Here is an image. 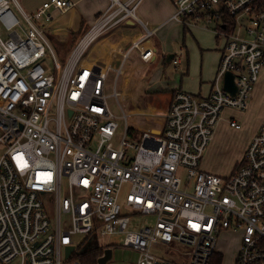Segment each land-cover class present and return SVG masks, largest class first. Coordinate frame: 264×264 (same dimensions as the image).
<instances>
[{
    "label": "built area",
    "instance_id": "built-area-1",
    "mask_svg": "<svg viewBox=\"0 0 264 264\" xmlns=\"http://www.w3.org/2000/svg\"><path fill=\"white\" fill-rule=\"evenodd\" d=\"M173 1V19L214 23L225 45L210 92L201 96L177 89L162 126L141 130L129 123L125 110L117 114L108 103L113 97L122 104L118 69L109 68L112 92L106 94L105 80L97 92L100 77L84 60L101 33L135 17L137 0H112L64 64L19 0H0L4 264H68L82 250L76 235H89L88 244L95 245L98 236L114 233L124 234V244L140 251L137 264H221L216 245L223 230L240 235L234 264H264V120L242 164L230 174L201 166L223 111L246 109L261 76L264 0ZM75 5L46 0L38 14L52 18L51 9ZM50 55L55 72L46 64ZM228 72L234 73L235 93L225 88ZM96 95L106 99L103 110L92 105ZM121 117L126 120L122 130ZM230 124L241 127L236 120ZM136 130L142 133L139 143L128 137ZM49 194L55 203L51 214L45 202ZM129 213L152 214L155 220L131 229ZM70 245L74 248L66 256Z\"/></svg>",
    "mask_w": 264,
    "mask_h": 264
},
{
    "label": "rangeland",
    "instance_id": "rangeland-1",
    "mask_svg": "<svg viewBox=\"0 0 264 264\" xmlns=\"http://www.w3.org/2000/svg\"><path fill=\"white\" fill-rule=\"evenodd\" d=\"M12 6L13 9L21 16L17 6L14 3H12ZM24 8L26 9V7ZM26 10L33 15V22L43 30L50 44L54 48L58 59L62 64H64L71 55L72 49L77 45H75L71 34H66L65 36L64 31L66 30V27L63 28L65 23L57 18H47L44 14H38L37 10ZM227 20L232 21V18L228 17ZM188 21L190 23L194 22L195 24H183L182 26L177 22H171L164 27L161 36L155 35L157 39L160 38L161 45L168 52V54L176 53L178 55H183V62L180 67H177V69L170 61V63L166 62L163 64V71L157 81L158 84L162 86V81H175L177 79L179 82L183 81V90L198 92L200 83H204L203 87H205L208 80L215 78L220 58V52L217 49L222 47L225 38H221V36L215 32L214 23H206L202 20L195 22L194 19L191 18H189ZM24 24L26 27H29L26 22H24ZM140 42L141 40L137 39L133 45L130 46V48L132 46L135 47L136 44ZM165 45L168 47L169 51ZM123 60L124 58L120 59L119 63H116L115 66L120 68L121 61ZM46 64L50 67L52 72L57 70L54 67L51 55L46 60ZM154 71L155 69H151L149 73ZM261 74L260 81L249 100L247 109H227L224 113H222L223 115L216 127L213 141L206 149L202 159V165L205 170L222 175H228L236 168L238 163L240 165L242 164L245 156V149L248 147L249 142L251 141L253 135L257 132L262 122H260L259 126L258 123L260 120H264V68ZM156 76H158V74ZM113 78L114 74L112 72H109L105 78L104 90L106 94H110L113 90ZM174 83H176V81ZM99 85H101V83ZM119 88L121 89L119 92L122 93L121 85H119ZM148 93L154 94V92ZM97 95L101 94L97 93ZM251 99L253 100L252 105H250ZM92 102L99 103L104 106L105 98L103 97L101 100L99 96H97ZM108 103L110 108L115 113L123 114L125 110L129 115L128 119L133 120L131 119L132 116L130 117L129 113L130 104H126V101L120 105L116 98L109 97ZM231 113L233 114L232 116H234L238 122L242 124L241 128H236L230 124L229 118L231 116L229 114ZM125 121L124 117L120 118L122 126L121 130L125 129ZM128 137L133 142L139 143L142 139V133L136 130L129 133ZM4 150L5 147L0 145V155ZM130 152L134 153V149ZM52 196L53 194H49L45 198L50 214L55 212V203L51 198ZM121 201L123 202V198ZM129 214L131 216V229H138L146 224H151L155 220V216L152 214ZM63 218H67V215L64 214ZM89 239V235H76L75 242H83L82 246H80L82 248L80 252H84L93 246L102 248L103 253L105 248H111L112 255L107 260L106 264H137L138 262L140 251L131 246L125 245L124 234L122 233H114L108 236H98L95 245H89ZM239 240V233L234 231L223 230L218 234L216 249L223 255L221 264L235 263ZM79 253H76V255L74 254L70 261L65 262L72 264L75 258L82 261L83 259L77 256ZM0 264L4 263L0 261ZM11 264H18V260L13 261Z\"/></svg>",
    "mask_w": 264,
    "mask_h": 264
},
{
    "label": "crops",
    "instance_id": "crops-1",
    "mask_svg": "<svg viewBox=\"0 0 264 264\" xmlns=\"http://www.w3.org/2000/svg\"><path fill=\"white\" fill-rule=\"evenodd\" d=\"M45 1L46 0H21L20 2L19 0V2L23 7H26V9H28L29 11L37 10V12L38 9L43 4V2ZM73 1L76 2V5L68 9L67 11H58L56 9H51V10L53 11L54 14L52 18L54 19L57 18L58 20H62V22L65 23L63 26V28L66 27L64 34L65 36L66 34H71L72 38L74 39V43L76 45L78 41H80V39L89 32L91 27L95 23H97L100 17L108 10L112 0H73ZM122 1L130 2L131 0H122ZM131 5L132 4H130V6ZM134 11H135V17H130L126 20V22L119 24V26L111 28L110 30L105 31L104 33H101L97 37V39L90 45L86 54L89 53L93 45L100 44L101 46L100 49H98L95 53V55H97V58L99 59H97V61H95L94 64L95 67L100 68L99 70L96 71V74L100 78H102V80H104V77L107 76L110 67L119 69L118 67L115 66V64L116 63L118 64L119 60L122 58H124L123 64L128 65L129 62H131L133 66L135 62H137V64H140L141 67L138 71L131 70L130 72L132 76L137 78V80L134 83V90H132L130 94H127V96L124 97V92L130 81L128 82L127 79H125L124 80L125 85L119 84L121 85L122 88V93L120 92L119 93L123 95V97L120 99L122 101V104L124 101H126V104L128 105L130 104L129 113H130V117L132 116L131 119L133 120L129 119V123L134 128L141 130L157 129L161 127L164 122L165 114L169 108L173 93L177 89H182V85H183V81L179 82L176 79L175 80L176 83H174L175 81H168V80L162 81V86H161L160 84H158L157 79L160 77V74L163 71L164 68L163 64L170 61L175 65L177 69V67H180L183 62L182 60L183 55L181 54L178 55L176 53L168 54V52L161 45L160 38L157 39L155 35L161 36L164 27L171 22H177L182 26L183 24L190 25L195 23L194 22L185 23L172 18L174 13L176 12V6L173 0H137V6L134 9ZM148 30H150L151 32ZM147 34H149L148 37L145 36ZM143 36H145L146 38L143 39ZM137 39L140 40L142 39L141 43H138L135 47L132 46L130 48V46L133 45V43ZM146 42H149L151 46V50L145 49L144 44ZM224 45H225V41L222 47L217 49L220 52L218 65L221 60ZM166 48L169 51L167 46ZM135 49L138 50L139 55L138 54L131 55L132 51H134ZM73 50L74 48L72 49V52ZM128 53L129 55H125ZM176 57L180 58L179 63H175L173 61V59ZM125 58L127 59L126 61ZM151 69H155V71L149 73ZM125 72L127 73L128 70ZM112 73L114 74V72ZM157 74L158 76H156ZM118 75H119V70H118ZM260 78L257 84L259 83ZM212 82L213 79L208 80L206 83L207 85L205 87H203L204 83H200L198 92H193V91L190 92H193L201 96L206 95L211 90ZM257 84L255 85V88ZM100 87L101 85H99V89L97 90V92L101 91ZM148 92H154V94ZM250 102H251L250 105H252L253 100L251 99ZM227 109L235 110L234 108H227ZM229 115L231 116L229 118V122L231 120H236L238 122V120L234 116H232L233 115L232 113ZM260 122H262V120L259 121L258 126L260 125ZM201 166L203 168L202 161H201Z\"/></svg>",
    "mask_w": 264,
    "mask_h": 264
},
{
    "label": "bare ground",
    "instance_id": "bare-ground-1",
    "mask_svg": "<svg viewBox=\"0 0 264 264\" xmlns=\"http://www.w3.org/2000/svg\"><path fill=\"white\" fill-rule=\"evenodd\" d=\"M100 44H98V45H93L92 46V49L89 51V53L88 54H86V56L84 57L85 59V65L87 66V68H88V70L94 75V76H96L97 78L99 77L97 74H96V71L97 70H99L100 68H98V67H95V64H94V62L95 61H97V59H99V58H97V55H95V53H96V51L98 50V49H100ZM144 47H145V49H147V50H151V46H150V44H149V42H146L145 44H144ZM104 54V53H103ZM102 54V55H103ZM132 54H138V50L137 49H135L134 51H132V53H131V55ZM98 55H99V53H98ZM125 55H129V53L128 54H125ZM139 55V54H138ZM101 57V56H100ZM127 59L125 58V61H126ZM140 64H137V62H135L134 63V66H133V64L131 63V62H129V64L127 65V64H123V61H121V67L118 69L119 70V75L117 76V80H118V84H123V85H125V79H127V81L129 82V84H128V86L126 87V90H125V92H124V97H126L127 96V94H130L131 92H132V90H134V83H135V81L137 80V78L136 77H134V76H132L131 74H130V72H131V70H133V71H138L139 69H140ZM128 70V72L126 73L125 71H127ZM129 75H130V77H129ZM105 78H106V76L104 77V80H105ZM104 80H102V78H100V82H101V84L102 83H104ZM120 81V82H119ZM124 81V82H123ZM97 94V93H96ZM101 95H103V94H101ZM119 97L120 98H122L123 97V95L122 94H120L119 93ZM92 105H94V108H98L99 110L100 109H104V107L103 106H101L100 104H97V103H94V102H92Z\"/></svg>",
    "mask_w": 264,
    "mask_h": 264
},
{
    "label": "water",
    "instance_id": "water-1",
    "mask_svg": "<svg viewBox=\"0 0 264 264\" xmlns=\"http://www.w3.org/2000/svg\"><path fill=\"white\" fill-rule=\"evenodd\" d=\"M225 88L232 93L236 92V84L234 82V73L233 72H228L226 74ZM73 248H74L73 245L66 247V256H69V254L71 253ZM111 255H112V249L111 248H105L103 255H101L98 258L97 264H106L107 260L111 257Z\"/></svg>",
    "mask_w": 264,
    "mask_h": 264
},
{
    "label": "trees",
    "instance_id": "trees-1",
    "mask_svg": "<svg viewBox=\"0 0 264 264\" xmlns=\"http://www.w3.org/2000/svg\"><path fill=\"white\" fill-rule=\"evenodd\" d=\"M101 255H103V249L98 247V246H94V247L90 248L89 250H86L84 252H80L79 254H77L78 257L83 259L82 261H80V264H97L98 258ZM84 259H85V261H84ZM213 259L215 260L216 257H214ZM221 259H222V257L219 258V263H220Z\"/></svg>",
    "mask_w": 264,
    "mask_h": 264
},
{
    "label": "flooded vegetation",
    "instance_id": "flooded-vegetation-1",
    "mask_svg": "<svg viewBox=\"0 0 264 264\" xmlns=\"http://www.w3.org/2000/svg\"><path fill=\"white\" fill-rule=\"evenodd\" d=\"M93 247H94V246H93ZM90 248H92V247H90ZM90 248H89V249H90ZM89 249H88V250H89Z\"/></svg>",
    "mask_w": 264,
    "mask_h": 264
}]
</instances>
